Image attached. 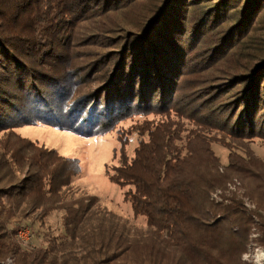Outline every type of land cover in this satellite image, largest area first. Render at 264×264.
Here are the masks:
<instances>
[{"label": "trees", "instance_id": "obj_1", "mask_svg": "<svg viewBox=\"0 0 264 264\" xmlns=\"http://www.w3.org/2000/svg\"><path fill=\"white\" fill-rule=\"evenodd\" d=\"M256 25L264 0H0V264H65L75 247L137 264H254L243 255L264 247V161L239 142L264 139ZM176 103L245 155L223 168L200 132L182 142L181 122L147 121L134 156L122 150L108 171L146 218L141 235L76 188L79 159L15 131L41 124L92 138ZM236 184L243 194L228 192ZM56 212L62 233L24 250L18 225Z\"/></svg>", "mask_w": 264, "mask_h": 264}, {"label": "rangeland", "instance_id": "obj_2", "mask_svg": "<svg viewBox=\"0 0 264 264\" xmlns=\"http://www.w3.org/2000/svg\"><path fill=\"white\" fill-rule=\"evenodd\" d=\"M257 24V23H256ZM256 31H264L262 26L256 25ZM264 33H261L263 35ZM261 37V36H260ZM264 51V49H263ZM182 83V81H181ZM188 84L183 83L177 98L182 99L183 95L189 91ZM182 94V95H181ZM186 95V94H185ZM184 95V96H185ZM188 95V94H187ZM186 95V96H187ZM185 100V99H183ZM183 104V101H181ZM196 113V112H194ZM187 114H189L187 112ZM190 115V114H189ZM174 120L181 122V130L183 140L188 142L189 138H195L193 131L200 132V135L209 140V147L212 149L216 157L221 160V165L224 168L229 164L231 154L236 153L244 156L242 149H234V144L230 141L227 133L217 131L214 129H201L196 120L191 119L185 114L183 105L176 103L175 108H171L169 112L163 115L149 114V115H133L119 122L115 128L108 134L96 136L92 138H85L69 131H60L47 125L24 126L15 131L22 137L29 138L32 141H37L41 145L57 150L62 156L77 158L81 161L83 171L80 176L74 179L76 188L85 190L89 195L97 196L103 208L111 211L116 217L120 218L126 227L131 231L132 235L144 233L147 231V220L143 216H135L131 208V204L125 201L124 193L127 188L122 189L110 181L108 171L115 165H119L122 150L125 149L129 157L134 156L135 148L139 145L141 139H147V136L141 137L139 130L148 122H162L166 120ZM159 122V123H160ZM0 133V139L2 138ZM143 136V135H142ZM249 146L252 152L264 161V139L253 138L239 142ZM125 145V147H124ZM237 182H239L237 180ZM240 185V184H239ZM228 192L236 191L243 194L245 190L238 187V184L230 185ZM220 190L214 194V199L220 202ZM246 206L250 209H255L256 204L250 202L248 198L245 199ZM264 210V199L259 207ZM61 213L56 212L50 216L45 225L33 223L26 220L18 225L16 239L24 250L30 251L34 248L47 247L46 238L48 235H59L62 233ZM256 235H253L255 238ZM75 247L72 252L74 261L65 264H137L130 261H111L105 255L94 253V255L86 254L84 251ZM258 258V259H257ZM243 260L253 262L254 264H264V247L257 242L251 243L247 252L243 255ZM11 263V260H8ZM144 264V263H143Z\"/></svg>", "mask_w": 264, "mask_h": 264}, {"label": "built area", "instance_id": "obj_3", "mask_svg": "<svg viewBox=\"0 0 264 264\" xmlns=\"http://www.w3.org/2000/svg\"><path fill=\"white\" fill-rule=\"evenodd\" d=\"M258 259V258H257Z\"/></svg>", "mask_w": 264, "mask_h": 264}]
</instances>
